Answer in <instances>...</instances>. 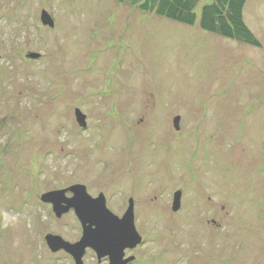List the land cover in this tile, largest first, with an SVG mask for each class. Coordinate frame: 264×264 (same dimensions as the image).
<instances>
[{
	"label": "rangeland",
	"instance_id": "1",
	"mask_svg": "<svg viewBox=\"0 0 264 264\" xmlns=\"http://www.w3.org/2000/svg\"><path fill=\"white\" fill-rule=\"evenodd\" d=\"M250 1L262 48L119 0H0V264H74L46 236L77 241L78 217L42 197L76 185L121 219L134 197V264H264V0Z\"/></svg>",
	"mask_w": 264,
	"mask_h": 264
},
{
	"label": "water",
	"instance_id": "2",
	"mask_svg": "<svg viewBox=\"0 0 264 264\" xmlns=\"http://www.w3.org/2000/svg\"><path fill=\"white\" fill-rule=\"evenodd\" d=\"M43 23L55 26L48 13L43 14ZM76 119L81 128H87V118L80 110H76ZM179 120V118L175 120L177 129H179ZM67 193H71L72 198H68ZM181 196V193L175 195L173 206L175 212L181 209ZM42 201L53 205L54 213L58 218L74 210L79 221L82 222L84 235L76 244L66 242L59 236H46L51 252L64 251L73 257L76 264H84L83 259L88 249H92L100 261L108 258L110 264H128L132 259L124 260V251L134 249L143 242L135 224L133 200H130V206L122 219L107 208L103 197L98 199L90 197L84 185L48 193L42 197Z\"/></svg>",
	"mask_w": 264,
	"mask_h": 264
},
{
	"label": "trees",
	"instance_id": "3",
	"mask_svg": "<svg viewBox=\"0 0 264 264\" xmlns=\"http://www.w3.org/2000/svg\"><path fill=\"white\" fill-rule=\"evenodd\" d=\"M203 0H119L144 14L201 31L222 39L262 48L260 38L245 20L250 0H211L198 10Z\"/></svg>",
	"mask_w": 264,
	"mask_h": 264
},
{
	"label": "flooded vegetation",
	"instance_id": "4",
	"mask_svg": "<svg viewBox=\"0 0 264 264\" xmlns=\"http://www.w3.org/2000/svg\"><path fill=\"white\" fill-rule=\"evenodd\" d=\"M86 187V186H85ZM86 189H87V187H86ZM87 193L90 195V197H92L93 199H97V198H99V197H103L104 199H105V202H106V205H107V197H106V195L104 194V193H101V194H99V195H97V194H94V193H90L89 191H88V189H87ZM67 196H70L69 198H71V196H72V194L71 193H68L67 194ZM182 197H183V195L181 196V203H182ZM130 200H133V202H134V210H135V200H134V197H132ZM130 200H129V204H128V207L130 206ZM182 206V205H181ZM107 208H108V206H107ZM72 211L75 213V211L74 210H71L69 213H67L66 215H64L61 219H63L65 216H68V215H70V214H72ZM76 214V213H75ZM79 220V219H78ZM135 222H136V216H135ZM79 223L81 224V236L79 237V239L81 240L82 239V237H83V235H84V228H83V224H82V222L81 221H79ZM138 233L141 235V237H142V239H143V242H142V244L144 243V239H145V237L138 231ZM78 239V240H79ZM77 240V241H78ZM76 240L74 241V242H70V243H72V244H75V243H78ZM142 244H140V245H138L136 248H134V249H126L125 251H124V260H129V259H132V261L130 262V263H128V264H134V263H136L137 262V256L136 255H134L133 254V252H137L138 250H139V248H140V246L142 245ZM90 250H92V249H90ZM93 251V250H92ZM94 252V251H93ZM59 253H63V254H66L67 256H68V254L66 253V252H64V251H61V252H59ZM94 254L97 256V254L94 252ZM86 256V255H85ZM68 258H70L73 262H74V264H76V262H75V260L73 259V257L72 256H68ZM84 258H86V257H84ZM85 259H83V261H84ZM86 261H84V264H86L85 263ZM97 262L99 263V264H104L105 262H107L108 264H110V261H109V259L108 258H104V259H102L101 261L99 260V258H98V256H97Z\"/></svg>",
	"mask_w": 264,
	"mask_h": 264
},
{
	"label": "crops",
	"instance_id": "5",
	"mask_svg": "<svg viewBox=\"0 0 264 264\" xmlns=\"http://www.w3.org/2000/svg\"><path fill=\"white\" fill-rule=\"evenodd\" d=\"M250 3H251V1H250ZM249 5V4H248ZM249 27L251 28V26L249 25ZM252 29V28H251Z\"/></svg>",
	"mask_w": 264,
	"mask_h": 264
},
{
	"label": "clouds",
	"instance_id": "6",
	"mask_svg": "<svg viewBox=\"0 0 264 264\" xmlns=\"http://www.w3.org/2000/svg\"><path fill=\"white\" fill-rule=\"evenodd\" d=\"M14 219V218H13Z\"/></svg>",
	"mask_w": 264,
	"mask_h": 264
}]
</instances>
